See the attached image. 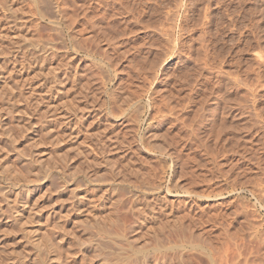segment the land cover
Returning a JSON list of instances; mask_svg holds the SVG:
<instances>
[{
    "label": "rangeland",
    "instance_id": "374dc122",
    "mask_svg": "<svg viewBox=\"0 0 264 264\" xmlns=\"http://www.w3.org/2000/svg\"><path fill=\"white\" fill-rule=\"evenodd\" d=\"M30 2L6 3L22 35L53 46L38 65L57 73L65 100L83 116L76 145L84 158L92 159L88 143L99 154L94 171L120 178L129 166L157 190L144 192L154 218L144 215V224L118 191L119 204L107 207L115 226L107 227L148 243L153 264L170 252L155 250L160 241L178 240L196 246L180 251L182 264H264V0H49L56 23ZM2 7L5 43L13 39ZM72 155V168L83 170Z\"/></svg>",
    "mask_w": 264,
    "mask_h": 264
},
{
    "label": "bare ground",
    "instance_id": "6f19581e",
    "mask_svg": "<svg viewBox=\"0 0 264 264\" xmlns=\"http://www.w3.org/2000/svg\"><path fill=\"white\" fill-rule=\"evenodd\" d=\"M30 1L32 5L37 6L39 15L48 16L53 19L52 23H56L54 19L57 14H55L56 11H52L53 7L50 8L49 0ZM6 2L3 4L5 3L8 7L5 8L6 5H2V2L0 5L8 13L7 19L5 18L8 21V30L11 31L8 37L13 40L12 42L7 40L10 42L8 46L7 42L3 43L6 33L1 34L2 27H0V264H126L127 260L132 259V264H151L150 253L152 252L144 248L148 243L144 242L145 246H143V243L141 244L139 240L138 243L135 237H126V234H123L124 230L120 228H118L119 231L112 230L110 227L115 222L114 216L107 207L109 203L110 206H114L121 201L118 196L121 194H118V191H123V194L131 197H128L133 207L130 209L137 211L140 215V217L136 215L141 218L137 220L144 224L147 221L144 216L147 215L145 210L149 208L144 192L157 190L146 189L143 185V181L146 180L141 179L142 176L139 178V172L131 170L129 166L126 167L123 176L120 174V178L118 173V175L115 172L112 173L108 168L106 177L92 169L93 165L96 167L99 164V154L97 155L95 148L88 143L86 145L84 140H80L79 143L82 141V144L86 145L88 154L91 153L92 159L87 160L76 145L81 136H79V133L81 134L79 127L83 120V116L76 114L79 108L75 110L76 108L65 100L63 91L57 84L59 77L57 73L55 74L50 67L38 65L40 60L44 59L38 54H44L48 49L52 51L50 47L53 46L49 44L50 42L39 41V44L38 39L35 41L34 38L32 40L22 35L18 30L20 25L12 20L15 18H12L13 9L9 8ZM26 61L29 62V67L32 65L34 69H37L34 73L27 72L29 68L26 70L23 64ZM65 64L66 70L63 72L66 71L67 76L64 75L66 78L74 79V70L71 71L68 67L70 65ZM58 67L60 69L59 65ZM132 104L134 103L129 102L127 106L130 107ZM103 134H105L103 135L105 140L111 137L107 136L105 131ZM69 153L74 154L75 156L72 155L74 158L76 156L79 158L81 163L78 161L79 163L76 164H83V170L77 169L80 165L75 169L72 168L74 161L69 163L67 159ZM73 160L76 161V158ZM129 174L135 175L137 186L127 183L126 177L130 176ZM49 202L50 205H48ZM160 207L163 208L165 216H172L165 203L160 204ZM152 212L150 210L147 215L151 216L150 219L153 218ZM176 221L173 223L178 226ZM108 225L110 227H107ZM171 228L170 226V230ZM153 235L152 238L155 237ZM172 236L175 238V235ZM178 241L177 243L169 242L170 244L167 243L166 247L163 246L165 242H162V245L160 241V245L157 244L158 248L155 250L158 252L169 249L170 252L167 251L170 254L172 251L173 255L165 257L169 253L164 252L165 255L162 257L160 253L158 257L162 259L154 263L162 264L166 261L169 264H182L180 251L184 247L191 249L196 246H186ZM154 252L153 254L157 256ZM152 259L151 261L154 260Z\"/></svg>",
    "mask_w": 264,
    "mask_h": 264
}]
</instances>
